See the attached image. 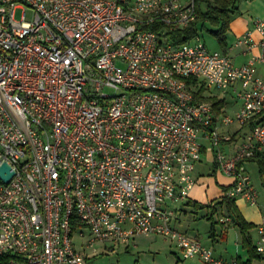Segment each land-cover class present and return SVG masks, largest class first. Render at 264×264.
Listing matches in <instances>:
<instances>
[{"label":"built area","instance_id":"2783aa9c","mask_svg":"<svg viewBox=\"0 0 264 264\" xmlns=\"http://www.w3.org/2000/svg\"><path fill=\"white\" fill-rule=\"evenodd\" d=\"M196 16V0H0V166L13 173L0 178L5 264H91L97 244L111 251L150 233L184 258L238 264L170 220L203 152L232 178L225 195L255 202L244 163L264 157V16L234 41L250 52L241 64L199 31L172 38ZM229 93L232 114L202 97ZM234 123L249 129H220ZM254 245L264 257L262 224Z\"/></svg>","mask_w":264,"mask_h":264},{"label":"crops","instance_id":"0c3cea01","mask_svg":"<svg viewBox=\"0 0 264 264\" xmlns=\"http://www.w3.org/2000/svg\"><path fill=\"white\" fill-rule=\"evenodd\" d=\"M264 16V0H239L238 1V11L230 16L229 28L226 32V45L221 49V51L227 52L232 61L235 64H241L246 62L249 59L250 52L246 50L245 46H235L234 41L238 35L243 34L246 30L252 27V22L254 19ZM255 37H258L257 33H253ZM230 37V38H229ZM219 50V49H218ZM258 48L252 50L253 53H257ZM257 74L264 77V61L258 62L256 64ZM232 106V113L236 109L237 103L235 102ZM226 100H224L223 112H227ZM222 131L228 130L234 134V137H240L245 132L248 131V127L239 128L238 126L233 130L228 129L227 127H221ZM222 147L229 153V145L222 144ZM208 156V162L212 165V175L210 177L200 174L196 171L198 163L202 162L201 160L196 164L194 174L197 177V181L190 188L187 199L182 202V204H187L188 200L196 201L202 205H212L221 198L224 194L225 188H227L231 182L232 178L226 173L221 171L212 161L211 155L209 152H203V156ZM246 170L250 176L251 184L255 190V202L252 203L246 197L238 196L235 199L236 206L243 215V217L248 221L253 223V227L250 229V234L252 237L253 244L255 243L257 237V226L262 224L264 226V176L260 173L259 167L256 160L248 159L244 163ZM196 172L198 174H196ZM182 205H172V216L170 223L171 225L184 232L187 235L195 236L200 239V234L191 232L187 228L181 229L180 218L178 216L179 211L182 210ZM207 214L204 216L207 218ZM216 215V214H215ZM214 220H219L220 217H214ZM221 220V219H220ZM210 224L205 228L210 244L203 242L205 245L211 247L213 252L223 258H240L241 260H246L248 255L246 250L240 244V233L237 226L232 222H226L224 224H215L214 233H209ZM143 236V235H139ZM153 237V236H152ZM179 248V247H178ZM180 250V248H179ZM182 256L181 250L180 254ZM177 256L175 264H204L201 259L197 256L191 258H184ZM180 260V261H179ZM252 264H264V257L254 258Z\"/></svg>","mask_w":264,"mask_h":264},{"label":"rangeland","instance_id":"374dc122","mask_svg":"<svg viewBox=\"0 0 264 264\" xmlns=\"http://www.w3.org/2000/svg\"><path fill=\"white\" fill-rule=\"evenodd\" d=\"M203 7L205 6L203 5ZM16 17H19V12L16 13ZM27 17H30V13H27ZM211 28H216V25L206 21L203 29L199 31L200 35L210 50H221L220 48L223 46L218 43L215 36L210 32ZM209 90L212 93L217 92L212 88ZM225 100L227 104L226 113L232 114L231 109L234 105L232 95L230 93L227 94ZM237 126V123H234L227 128L233 130ZM196 171L208 177L212 175V165L208 162L207 155L202 157V162L198 163ZM197 172L196 174H198ZM179 204L182 205V210L178 214L181 222L180 228H187L191 232L199 233L200 240L211 245L205 229L210 224V220L204 216V214L211 211L210 205H202L197 202L195 205L192 203L183 205L180 201L175 203V205ZM224 215V211L219 209L214 217H224ZM114 245V249L111 251L106 250L102 244L96 245V252L91 248H87L86 252L89 255L94 254V252L97 253L90 257L91 264H175L177 256H180L178 255L180 254V250L176 241L160 233H150L143 236L138 235L134 238L133 244L130 243L128 246L124 244ZM180 257L182 258V256Z\"/></svg>","mask_w":264,"mask_h":264},{"label":"trees","instance_id":"16d2710c","mask_svg":"<svg viewBox=\"0 0 264 264\" xmlns=\"http://www.w3.org/2000/svg\"><path fill=\"white\" fill-rule=\"evenodd\" d=\"M238 1L239 0H196V19L183 30H178L172 33V38L175 41H186L192 38L198 31H201L204 27V23L209 21L210 23L216 25V28L210 29V32L215 36L218 43L221 46L226 45V32L229 28L230 16L238 11ZM203 5L205 7H203ZM201 97V96H200ZM205 99L212 101L215 109L220 110L224 105L223 98H215L212 96H202ZM256 160L259 167L260 173L264 176V157L260 155L250 156L245 159ZM216 165V163H214ZM228 188V187H227ZM225 188V190L227 189ZM187 203L196 204V201L188 200ZM211 211L207 214V218L210 220L209 233H214L215 224H224L226 222L219 220H214L213 216L217 213L219 209L224 211L225 216L230 217V222L238 227L240 233V244L247 252V259L241 260L236 258L238 264H252L254 258L262 257L255 249V245L252 242V237L250 234V229L254 226L253 223L248 222L235 203V198H231L225 194L221 196L220 199L215 201L209 206ZM229 222V221H228ZM6 257L0 256V264H5Z\"/></svg>","mask_w":264,"mask_h":264},{"label":"water","instance_id":"95a60500","mask_svg":"<svg viewBox=\"0 0 264 264\" xmlns=\"http://www.w3.org/2000/svg\"><path fill=\"white\" fill-rule=\"evenodd\" d=\"M12 171L9 170V166L6 162H3L0 166V178L4 181L7 182L11 176H12Z\"/></svg>","mask_w":264,"mask_h":264}]
</instances>
